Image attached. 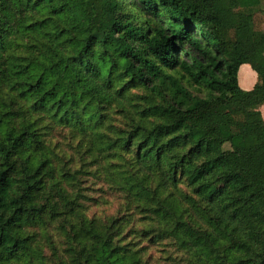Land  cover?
<instances>
[{
	"label": "trees",
	"instance_id": "trees-1",
	"mask_svg": "<svg viewBox=\"0 0 264 264\" xmlns=\"http://www.w3.org/2000/svg\"><path fill=\"white\" fill-rule=\"evenodd\" d=\"M263 104L264 0H0V264H264Z\"/></svg>",
	"mask_w": 264,
	"mask_h": 264
},
{
	"label": "rangeland",
	"instance_id": "rangeland-1",
	"mask_svg": "<svg viewBox=\"0 0 264 264\" xmlns=\"http://www.w3.org/2000/svg\"><path fill=\"white\" fill-rule=\"evenodd\" d=\"M243 67L244 66L240 67L239 75L245 70V68ZM245 67L248 68L246 65ZM259 110L261 111V114L264 117V104L260 107ZM218 111L221 112L223 111V109H218ZM52 145L57 147L60 153H63L66 158L72 155V150L69 148L70 142L66 137V132H63V134L61 135L55 134L54 138L52 139ZM229 146L242 147V138H235L230 143V145H224L225 148H229ZM70 167L78 166L71 164ZM78 186L82 189V193L89 197V200L85 202V205L87 206L86 213L88 216H97L104 218L117 214V211L121 204V199L101 178L97 177V179H94L87 175H80ZM159 256L160 254H156L155 257ZM159 264L166 263L160 261Z\"/></svg>",
	"mask_w": 264,
	"mask_h": 264
},
{
	"label": "crops",
	"instance_id": "crops-1",
	"mask_svg": "<svg viewBox=\"0 0 264 264\" xmlns=\"http://www.w3.org/2000/svg\"><path fill=\"white\" fill-rule=\"evenodd\" d=\"M242 66H244L243 68H245V70L240 75H239V71L240 70L238 71V85H239V87L242 90L246 89L245 91H249V90H251L253 88V86H254V84L256 82V76H255L254 72L250 69L249 66L246 65L248 68H246L245 65H242ZM245 83H247V84H245ZM260 107H259V109H260ZM260 113H261V111H260ZM261 116H262V114H261ZM262 118L264 120V117L263 116H262Z\"/></svg>",
	"mask_w": 264,
	"mask_h": 264
},
{
	"label": "bare ground",
	"instance_id": "bare-ground-1",
	"mask_svg": "<svg viewBox=\"0 0 264 264\" xmlns=\"http://www.w3.org/2000/svg\"><path fill=\"white\" fill-rule=\"evenodd\" d=\"M244 83V82H243ZM245 84H247V83H245ZM246 86V85H245Z\"/></svg>",
	"mask_w": 264,
	"mask_h": 264
}]
</instances>
